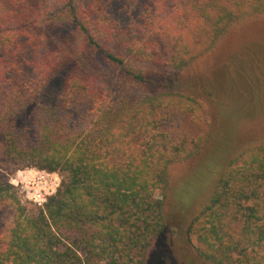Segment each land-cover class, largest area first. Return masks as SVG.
I'll return each mask as SVG.
<instances>
[{
	"label": "trees",
	"instance_id": "16d2710c",
	"mask_svg": "<svg viewBox=\"0 0 264 264\" xmlns=\"http://www.w3.org/2000/svg\"><path fill=\"white\" fill-rule=\"evenodd\" d=\"M149 1L138 16L100 0H0L5 155L61 177L56 193L27 209L0 172V208L12 214L0 264L162 263L166 249L152 251L169 197L196 179L199 203L186 222L200 255L211 264H261L249 251L264 248V145L224 167L214 155L209 170L178 186L170 167L196 156L206 138L177 141L161 126L174 109L199 117L173 75L234 23L264 13V0ZM210 81L225 110L228 93ZM224 118L232 135L235 123Z\"/></svg>",
	"mask_w": 264,
	"mask_h": 264
},
{
	"label": "rangeland",
	"instance_id": "374dc122",
	"mask_svg": "<svg viewBox=\"0 0 264 264\" xmlns=\"http://www.w3.org/2000/svg\"><path fill=\"white\" fill-rule=\"evenodd\" d=\"M100 1L110 3L114 12L131 11L138 16L139 14L142 16L147 9L146 5L150 4L149 0ZM19 68L12 70L13 75L19 76V73L15 72ZM205 74H210V80L214 78L213 84L221 82L223 88L221 90L228 93L229 101H226L228 108L225 107V110L217 109V100L209 88L211 85L207 83L212 81ZM172 81L182 93L192 97L200 106L199 117L195 116L194 111L174 109L167 113L161 127L177 141L197 140L203 137L206 141L196 156L170 167L171 184L178 183L177 185L181 186L185 179H195L203 170H209L207 167L214 155L220 156L219 162L224 167L238 152L264 145V13L234 23L211 49L176 72ZM78 116L74 112L68 117L69 121H76ZM225 116L235 123L236 129L235 132H231L232 135ZM3 146L0 140V172L8 181L17 170L34 168H21L24 161H18L17 164L11 162L5 155ZM193 181L191 186L189 182L184 181L186 183L182 185L183 190L187 192H178L177 189L169 197L166 206V227L152 251L153 254H158L159 249H166V256L162 263L158 264H211L199 253V250L203 249L202 244L197 241L194 234L187 232L189 222L186 221L199 203V197L192 195V191L196 192L202 183L197 179L196 184ZM16 188L20 192L21 203L27 209L34 208V203L24 197L19 187ZM210 190L211 187H208L206 191ZM5 210L0 208V239L7 223L12 219V214ZM238 230V226L233 223L235 237L239 233ZM255 250L249 251V256L254 257L252 262L259 261L264 264V248L258 247Z\"/></svg>",
	"mask_w": 264,
	"mask_h": 264
},
{
	"label": "built area",
	"instance_id": "2783aa9c",
	"mask_svg": "<svg viewBox=\"0 0 264 264\" xmlns=\"http://www.w3.org/2000/svg\"><path fill=\"white\" fill-rule=\"evenodd\" d=\"M9 182L19 187L24 197L32 201L35 206H42L49 196L56 193L61 180L56 171L24 168L17 170L10 177Z\"/></svg>",
	"mask_w": 264,
	"mask_h": 264
}]
</instances>
